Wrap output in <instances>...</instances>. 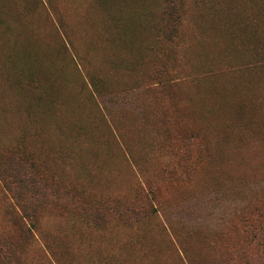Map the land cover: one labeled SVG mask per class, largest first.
<instances>
[{"label":"rangeland","instance_id":"1","mask_svg":"<svg viewBox=\"0 0 264 264\" xmlns=\"http://www.w3.org/2000/svg\"><path fill=\"white\" fill-rule=\"evenodd\" d=\"M163 8L0 0V157L22 147L80 202L36 198L21 228L0 178V264H234L264 210V74L221 0L179 3L172 45Z\"/></svg>","mask_w":264,"mask_h":264},{"label":"trees","instance_id":"2","mask_svg":"<svg viewBox=\"0 0 264 264\" xmlns=\"http://www.w3.org/2000/svg\"><path fill=\"white\" fill-rule=\"evenodd\" d=\"M185 0H163L162 27L159 34L166 39V43L173 44L177 37L181 18L177 12L179 3ZM210 1V0H206ZM221 0V18L225 20V27L240 44V54L243 62L251 59V64H258L259 72L264 74V0ZM249 9L247 10V7ZM249 29V31H245ZM157 83L162 87H168L162 78L160 70L155 73ZM256 84V83H255ZM5 157H0V178L6 191L16 203V224L25 228V222L29 227L34 224L37 209L32 200L41 198L39 207L48 200L64 204L72 203L79 206L76 192L54 179H48L38 169V165L29 153L20 146L7 148ZM128 208L125 212L134 215V209ZM112 214L117 212L112 211ZM94 216L102 217L100 212ZM256 218V219H252ZM91 220V218H89ZM239 248L232 253L230 259L234 264H248L253 259L256 264H264V210L254 208L243 218V226ZM253 248V254L249 256L248 247Z\"/></svg>","mask_w":264,"mask_h":264}]
</instances>
